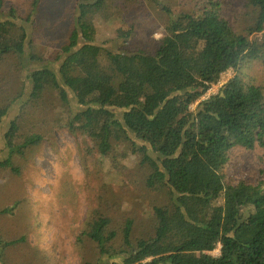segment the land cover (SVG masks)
I'll return each mask as SVG.
<instances>
[{"label":"trees","instance_id":"trees-1","mask_svg":"<svg viewBox=\"0 0 264 264\" xmlns=\"http://www.w3.org/2000/svg\"><path fill=\"white\" fill-rule=\"evenodd\" d=\"M42 2L32 0L29 21ZM189 2L190 13L175 15L174 0H74L68 40L46 58L29 52L16 12L4 18L0 0V128L27 91L30 101L53 91L70 132L85 138L89 154L109 160L96 174L84 165L88 214L75 242L81 264H264V171L238 178L227 170L237 152L264 149V82L245 74L255 65L264 71V0ZM146 3L168 19L152 48L97 45L98 24L132 39L128 15ZM229 70L234 77L203 99ZM19 71L14 93L9 76ZM18 120L6 124L0 169L22 176L43 136L17 140ZM129 153L139 158L136 173L121 165ZM115 171L118 182H109ZM125 173L129 180H119ZM123 184L133 188L125 193ZM137 190L159 199L146 218L124 206ZM0 214L14 215L15 206ZM26 245L25 235H4L0 227V264L58 262L48 254L39 260L38 249L12 259V249Z\"/></svg>","mask_w":264,"mask_h":264},{"label":"rangeland","instance_id":"rangeland-1","mask_svg":"<svg viewBox=\"0 0 264 264\" xmlns=\"http://www.w3.org/2000/svg\"><path fill=\"white\" fill-rule=\"evenodd\" d=\"M73 3L74 0H43L38 7V12L32 14L33 18L29 21L28 15L32 13V0H5L4 18L9 15L11 9H14L19 18L16 22V25L20 27L19 30L16 28L17 35H23V33L27 35V45L28 47L31 45L30 53L34 52L38 56L48 58L60 50L68 40L71 21L67 13ZM174 4L176 6L175 15L188 14L192 11L193 6L189 0H174ZM128 21L134 25L135 33L132 39L120 40L110 24H98L95 38L97 45L112 50L126 47L128 51L150 49L164 35L168 19L158 7L146 3L133 10L128 15ZM130 23L126 24V28L130 27ZM30 65L32 66L31 63L25 62L26 67ZM36 65L34 64L33 67H37ZM6 72L2 70L1 73ZM245 74L254 76L258 83L264 82V71L260 70L258 65H255L250 73L246 71ZM20 77V71L9 76L13 82L11 89L14 93L17 89H21ZM233 77L234 71L232 70L224 73L219 83L213 85L203 99L216 94L220 87ZM6 93L10 95L12 92L8 90ZM29 96V91H27L22 98V103L16 100L7 115L6 124L19 118L20 130L17 140L23 141L26 134L34 131L40 133L43 140L33 150V153L28 155L31 160L30 165L22 176H16L11 170L0 169V211L8 206H15L14 215L0 214V227L4 235L10 232L12 236L25 235L27 237L28 246L26 245L22 250L12 249V259H19L17 254H35L38 249L36 253L39 260L43 255L48 254L55 258L58 257V262L54 264H81L75 242L88 214L84 186L89 178L84 165L89 167V172L96 174V168L106 166L109 160L102 159L94 152L89 154L85 138L73 134L66 127L63 120L64 115L67 116L65 114L67 109L62 105L56 93L49 91L36 101H30ZM65 119L67 121V117ZM6 124L4 128H0L1 148L4 147V131L8 129ZM4 153L5 156L7 153ZM129 154L130 157L121 165L126 168L131 165L136 167V173L140 170L139 158ZM85 155L88 156L84 159L86 161L83 160ZM230 168L231 166H227L228 172L235 170V176L238 178H244L246 174L258 175L260 169L264 171V149L257 148L252 153L237 152L233 158L232 170ZM116 172L110 174L109 182H118ZM128 175L129 173H125L124 177L119 175V180H129ZM140 176L141 172L136 177ZM130 188L133 187L123 184L121 191L127 193ZM115 190L114 187L113 191ZM66 192H69V199L77 196L75 202L69 204V200L64 195ZM129 195L131 197L126 198L124 206L129 208L132 205L136 213L143 218L150 214L151 205L159 201L154 193L144 195L137 190ZM20 199H25V201L19 202ZM137 224H140V220ZM211 254L219 256L220 246ZM12 261L14 264L20 263L17 260ZM26 264L33 263L27 261Z\"/></svg>","mask_w":264,"mask_h":264}]
</instances>
